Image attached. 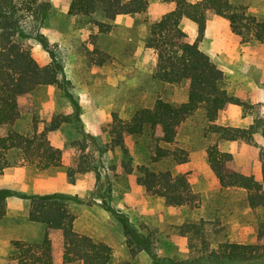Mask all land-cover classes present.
Masks as SVG:
<instances>
[{
	"label": "rangeland",
	"instance_id": "obj_1",
	"mask_svg": "<svg viewBox=\"0 0 264 264\" xmlns=\"http://www.w3.org/2000/svg\"><path fill=\"white\" fill-rule=\"evenodd\" d=\"M39 1L50 6L37 33L41 38H30L23 43L38 66L52 61L60 65V77L69 84L68 93L78 107V119L49 130L56 116L76 113L70 100L53 87L39 88L29 98L31 112L14 129L22 133L34 125L37 133H46L50 144L62 153L61 165L45 171L20 165L6 168L0 174V191L8 193L6 214L0 219V264H13L10 256L14 242H41L44 229L30 223L27 212L31 198L47 195L66 200L76 216L75 232L112 249L110 264H168L169 261L204 264L198 261L200 242L194 240L190 246L179 234L178 227L189 222L202 225L201 232L208 241L255 244L256 228L264 219V208L250 209L244 190L222 189L218 185L206 158V148L215 145L216 140L213 134L205 136L206 125L200 116L182 125L172 145L159 144L164 150L179 149L187 153L185 164H163L162 169H169L173 176L186 177L199 198L194 210L166 206L161 199L146 196L136 183V168L147 166L154 155L149 140H128L125 151L115 149L102 156L95 153L100 181L95 180L93 172L74 175L72 180L67 176L80 154L77 144L84 137L88 142L90 138L98 143L107 141L103 130L112 122L113 115L127 120L137 110L151 108L157 99L172 103L185 100L186 83L167 86L153 80L154 54L144 48L148 25L174 4L148 0L145 14L119 17L112 23L110 32L102 35L90 24L68 16L66 0ZM230 2L241 5L256 20L264 21V0ZM214 18L208 17V33L199 48L223 72L227 94L243 104L231 105L220 112L214 124L258 128L250 144L219 142L217 148L231 154L232 169L262 184L259 153L264 147V47L243 43L231 33L227 21L215 23ZM180 28L192 42L196 26L192 29L187 22H181ZM95 50L98 52L92 53ZM99 57H104L102 65L97 64ZM5 133L6 129L1 128L0 136ZM126 165L132 168L131 175L125 173ZM107 207L117 216L127 218L139 234L150 237V253L130 255L121 226L105 210ZM245 264H264V258Z\"/></svg>",
	"mask_w": 264,
	"mask_h": 264
},
{
	"label": "trees",
	"instance_id": "obj_2",
	"mask_svg": "<svg viewBox=\"0 0 264 264\" xmlns=\"http://www.w3.org/2000/svg\"><path fill=\"white\" fill-rule=\"evenodd\" d=\"M67 15L88 23L97 29L98 34L110 32L112 23L119 17L143 15L149 5L148 0H66ZM173 3L174 8L160 19L148 25L144 48L154 54L153 75L155 82L167 86L187 84L185 100L172 103L157 99L151 108L137 110L129 119L122 120L113 115L106 126L108 138L105 142L87 141L84 137L73 167L67 176L95 173L98 163L94 158L115 149L125 151L128 140L145 139L151 142L154 155L149 164L136 168V183L148 197L161 199L166 206L194 210L199 198L192 192L185 176H173L163 164L181 165L188 161L186 152L164 150L159 144L172 145L186 122L200 116L205 123L206 133L213 134L216 144L206 148V158L210 172L222 189L238 188L246 193V204L250 209L264 208V147L259 153L261 183L252 176L244 175L231 168L232 156L217 148L219 142L252 143L258 128H230L215 125L220 112L229 106H243L229 96L224 89L223 72L211 62L199 48L205 34L209 16L227 21L232 34L243 43H256L264 47V21L249 16L241 5L230 0H164ZM50 6L39 0H0V129L6 133L0 136V174L6 168L27 166L40 171L57 168L61 165L62 153L52 146L46 133H37L36 127L25 132L14 128L18 121L30 114L29 98L39 88L53 87L61 90L70 100L75 114L56 116L49 130H57L63 124L78 119V107L68 93V83L61 75V67L52 61L40 67L31 55L23 40L40 39L37 35L40 25L48 15ZM183 19L196 26L192 42L180 28ZM98 51H93L95 53ZM99 57L98 65L104 63ZM161 166V169L159 168ZM127 175L133 172L129 165L124 167ZM8 193L0 191V219L6 214ZM121 226L125 245L131 256L140 252L150 253L152 242L149 236L139 234L127 218L117 216L114 211L105 209ZM75 214L66 200L56 195L30 199L27 219L44 229L39 244L14 242L10 256L13 264H110L112 249L104 243L74 231ZM203 226L184 223L178 227L179 234L189 245L198 240L201 244L200 259L204 264H245L264 258V219L256 228L255 244H238L227 240L208 241L202 234ZM186 261L175 264H195ZM164 264V263H160ZM168 264H174L169 261Z\"/></svg>",
	"mask_w": 264,
	"mask_h": 264
},
{
	"label": "crops",
	"instance_id": "obj_3",
	"mask_svg": "<svg viewBox=\"0 0 264 264\" xmlns=\"http://www.w3.org/2000/svg\"><path fill=\"white\" fill-rule=\"evenodd\" d=\"M198 0H193L191 3H195V2H197ZM174 8V5H169L168 7H167V11L164 13V14H166V13H168V12H170L172 9ZM163 14V15H164ZM162 15V16H163ZM215 20H214V22L216 23L217 21L216 20H218V21H222V18H219V17H216L215 16V18H214ZM224 20V19H223ZM181 22H187L188 24H190L191 25V28L192 29H194L195 28V25L192 23V22H190V21H188V20H186V19H183ZM223 22V21H222ZM218 23V22H217ZM181 24V23H180ZM208 22H206V27H205V34H204V37L206 38V35H207V33H208ZM204 39V38H203ZM203 41V40H202ZM202 43V42H201ZM238 244H240V243H238Z\"/></svg>",
	"mask_w": 264,
	"mask_h": 264
}]
</instances>
